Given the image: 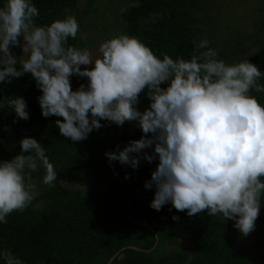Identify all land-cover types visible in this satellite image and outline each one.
Masks as SVG:
<instances>
[{
  "label": "clouds",
  "instance_id": "clouds-1",
  "mask_svg": "<svg viewBox=\"0 0 264 264\" xmlns=\"http://www.w3.org/2000/svg\"><path fill=\"white\" fill-rule=\"evenodd\" d=\"M38 15L33 0H4L0 6V83L29 73L41 91V114L62 117L55 124L73 142L87 139L102 120L117 126L137 122L144 135L105 155L109 163L133 169L141 158L158 159L144 184L155 186L151 208L171 203L188 216L207 210L209 216L234 220L245 236L252 232L264 200V105L251 91L264 93L258 82L264 72L247 59L218 60L206 38L193 41L190 60L159 58L126 34L102 42L94 57L68 44L79 32L75 17L38 26ZM15 45L22 48L19 57L10 50ZM73 75L86 77L87 85L74 90ZM141 92L149 98L143 111L136 106ZM6 105L16 117L29 118L23 97L0 100V108ZM19 143L20 153L0 161V223L34 199L35 185L26 183V175L42 166L43 184L54 186L57 180L37 139L26 136ZM146 148L152 154L142 151Z\"/></svg>",
  "mask_w": 264,
  "mask_h": 264
},
{
  "label": "trees",
  "instance_id": "trees-1",
  "mask_svg": "<svg viewBox=\"0 0 264 264\" xmlns=\"http://www.w3.org/2000/svg\"><path fill=\"white\" fill-rule=\"evenodd\" d=\"M80 1L33 0L39 13L35 23L50 25L75 14L80 27H89L86 12L96 0H86L84 7H79ZM127 2L121 34L137 38L157 57L167 54L174 60H190L193 41L206 38L218 60L234 64L247 59L264 72V0L252 32L230 30L227 35L215 0ZM3 3L0 0V6ZM85 43L78 35L68 38L69 45L80 49ZM10 50L20 56L15 46ZM70 82L75 90L87 85V78L73 75ZM258 82L264 84V76ZM40 95L29 73L0 83V100L23 97L29 113L23 120L7 105L0 108V161L20 153L19 141L28 136L45 147L57 171L54 186L43 184L42 166L26 175V183L35 185L34 199L0 223V264H9V258L18 260L17 264H107L117 252L110 264H253L239 242L234 220L209 216L207 210L188 216L171 203L159 211L150 207L155 186L145 188L144 184L151 179L158 159L141 158L136 169L118 161L109 163L106 152L122 149L144 135L137 122L117 126L102 120L103 126L87 139L73 142L55 124L62 117L41 114ZM251 95L264 105V93L253 89ZM148 105L149 98L141 92L137 108L143 111ZM142 151L152 154L151 148ZM250 234L264 247V200ZM258 264H264V257Z\"/></svg>",
  "mask_w": 264,
  "mask_h": 264
},
{
  "label": "rangeland",
  "instance_id": "rangeland-1",
  "mask_svg": "<svg viewBox=\"0 0 264 264\" xmlns=\"http://www.w3.org/2000/svg\"><path fill=\"white\" fill-rule=\"evenodd\" d=\"M85 1H80L79 7H84ZM215 4L219 16L224 17V33L227 35L230 30L252 32L253 22L257 19L258 7L262 4V0H215ZM127 5V0H96L93 8L86 12L87 18L90 19L89 27L79 26L77 35L86 42L82 49H88L95 57L99 54L98 49L102 42L120 35L122 11ZM71 16L75 17V14ZM19 39L20 44H23L22 38ZM15 47L21 56V46L15 45ZM83 67H91V65H81V68ZM88 185H80V187L85 189ZM239 242L249 254L253 264H258L264 257V247L257 245L250 233L245 236L240 232ZM17 262L18 260L9 258V264H17Z\"/></svg>",
  "mask_w": 264,
  "mask_h": 264
},
{
  "label": "water",
  "instance_id": "water-1",
  "mask_svg": "<svg viewBox=\"0 0 264 264\" xmlns=\"http://www.w3.org/2000/svg\"><path fill=\"white\" fill-rule=\"evenodd\" d=\"M119 254V252H117L115 255H113L110 260L108 261L107 264H110L112 262V260Z\"/></svg>",
  "mask_w": 264,
  "mask_h": 264
}]
</instances>
